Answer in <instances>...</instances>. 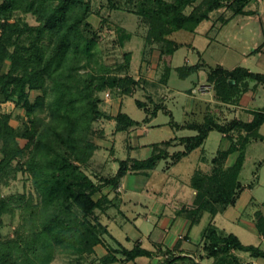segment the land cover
I'll return each instance as SVG.
<instances>
[{
  "label": "trees",
  "instance_id": "16d2710c",
  "mask_svg": "<svg viewBox=\"0 0 264 264\" xmlns=\"http://www.w3.org/2000/svg\"><path fill=\"white\" fill-rule=\"evenodd\" d=\"M253 1L204 0L203 8H192L185 15L184 11L197 0H155V7L150 9L151 15L144 12V6L141 12L148 20L160 23L165 31L161 33L164 34L163 40L171 45L168 50H172L177 45L166 39L169 34L178 30L193 33L202 21L208 20L210 13L223 8L229 10L232 16L247 15L249 13L245 9ZM16 13L34 16L38 25L30 26L20 19H14ZM90 14L89 0H0V103L13 102L26 117L23 126L12 127L11 114H0V181L11 174L15 176L25 168L43 209L40 213L36 211L37 207L29 210L32 218L36 215L41 218L37 224L40 232L34 235V241L24 247H21V241L13 247L2 249L0 264H49L52 258L51 243L62 245L65 239L74 246L76 243L78 249L86 247L87 251L92 252V248L101 240L81 219L78 211L94 214L101 207L100 200H94V196L102 186L117 185L127 173L152 170L166 156L164 150H158L144 161H120L115 176L111 180H104L102 186L85 174L83 168L96 150L91 142L95 122L114 119L118 132L138 125L125 114L110 117L99 110L100 100L96 99V94L111 88L113 84L106 75L78 76L80 70L91 65L95 56L96 42L87 36L91 28L87 22ZM227 21L222 19V24ZM199 68V65L184 67L179 73L186 76ZM208 80L215 82V96L229 102L240 91V82L251 80L264 84V75L248 73L243 69L226 71L216 68L209 73ZM114 85L122 86L125 94H129L135 82L124 77ZM31 92L41 94L31 100ZM137 106L143 107L139 102ZM42 112H46L44 118L40 117ZM155 112L152 111L150 115L153 116ZM263 122L264 112L254 113L250 123L234 120L221 125L207 118L202 124L191 125L190 128L197 135L185 139L183 155L200 147L212 131L229 134L238 128L247 132L252 140H263L257 133ZM20 140L25 141L23 146ZM169 144L163 143L164 146ZM233 149L231 147L221 155L225 156ZM23 156L26 160L22 166L15 167L14 162L19 164ZM243 160L244 156L240 153L234 165L227 170H213L210 178L201 173L193 177L198 210L206 208L215 214V206L224 208L234 203V191L240 187L237 177ZM205 194H209V197H205ZM18 198L20 201L15 203L25 201L23 196ZM13 209L8 199H0V216ZM95 227L100 234L107 232L98 221H95ZM67 234H70L68 238ZM206 236L211 242L207 247L208 254L219 256L215 264H237V257L231 255L230 250L248 252L252 257L264 259V252L253 246H243L233 235L218 237L214 229L208 227ZM114 253L122 255L125 260L148 255L139 247L130 251L119 247L100 262L108 264L115 261Z\"/></svg>",
  "mask_w": 264,
  "mask_h": 264
},
{
  "label": "crops",
  "instance_id": "0c3cea01",
  "mask_svg": "<svg viewBox=\"0 0 264 264\" xmlns=\"http://www.w3.org/2000/svg\"><path fill=\"white\" fill-rule=\"evenodd\" d=\"M245 11L249 14L238 16L230 14L224 18L228 19L225 24L220 22L223 28L236 17H243L247 27H250L248 30L255 41L250 48L251 54L242 53L241 63L229 69L224 68L221 62L215 67L208 68L201 59L200 51L189 45L188 51L196 53L198 57L195 64L189 65L187 56L181 58L178 54L183 44L169 40V34L166 39L177 47L172 50L149 49L152 53L149 61L151 64H148L147 69L143 68L139 71L137 77L130 76L135 85L130 87L129 94H125V88L122 86L115 87L117 92L113 94H110L112 87L103 91H108L110 97L105 99L107 104L99 109L102 113L110 117L122 113L133 120L123 111L122 99L138 96L139 100L135 98L134 102L136 107L143 111L144 116L139 121L133 120L138 123L137 126L120 132L116 131L117 123L114 119L97 121L95 126L100 127H94L91 135V142L96 146V150L83 168L85 174L94 183L103 185L104 180H111L118 170L120 161L127 159L144 161L155 151L166 152V156L154 169L147 172L127 173L117 185L106 184L101 187V193L98 192L95 200H100L101 207L96 210L98 211L97 221L107 232L101 237L98 235L101 243L94 247V251L98 246L101 248V244L105 245L106 240L111 246H106L104 254L99 256L101 259L112 254V251L118 250L119 247L128 251L139 247L148 252V255L137 256L133 260H125L122 255L114 253L116 260L108 264H215L219 256H210L207 251V247L211 244L206 236L208 227L213 228L218 237L233 235L243 246H253L264 252L262 247L264 200L259 201L253 196L254 189L262 183L264 155L260 157L258 153L264 152V147L259 145V142L264 144V122L257 130L263 140H252L248 138V133L245 131L240 132L242 139H239V135L234 134V131L229 134L212 131L200 147L183 155L185 139L197 135V132L190 128L191 125L202 124L207 118H212L221 125L234 120L250 123L254 113L264 112V84L243 80L239 84L240 91L236 96L229 102H223L215 96V82L208 80L209 73L216 68L226 71L243 69L248 73L264 75V0H254ZM212 13L209 14L208 20ZM212 27H215V24ZM208 35L209 33L205 36L208 37ZM195 65L200 66L197 72L186 76L180 75V69ZM131 69L133 70V66ZM194 74L202 80L198 87V84L193 83L192 87L186 89L182 86L183 82L180 84L174 81V76L183 81ZM144 80L147 84L143 83ZM202 86H206L207 94L211 95L209 99L197 92ZM115 93H119L120 97L117 98ZM138 102L141 103L142 108L137 106ZM219 108L222 112L224 111L223 116L221 112H218ZM175 110L183 114V118L181 117L179 121L175 119ZM152 111H156L153 116L150 115ZM161 113L168 119L157 124L156 121ZM145 119L147 120L144 121ZM155 127L168 129L171 136L158 142L143 145L137 143V139L147 135L151 128ZM214 133L220 136L219 144H216L215 140V146L207 156L206 145ZM117 135L122 136L121 140L127 143L128 154L124 159H118L114 154ZM230 137H234V143L230 141ZM132 138L136 140L134 147L130 145ZM165 142L170 144L164 146ZM231 147L234 148L232 152L225 156L221 155ZM139 151L142 152V156H137L138 158L132 156L134 152ZM195 152L198 154L192 157ZM240 153L243 154L244 160L237 177L240 187L234 191L236 192L234 203L224 208L215 206L217 208L215 214L206 208L198 210L195 201L197 190L192 185L193 177L201 173L210 178L213 170H227L234 165ZM187 161L194 163L191 165L193 168H190V172L183 174L181 171L174 170ZM250 164L254 165L250 174L253 180L247 183L242 182L241 175L245 167L249 168ZM245 212L247 213L244 219ZM102 219L106 223L115 225L120 238L112 233L108 224L101 223ZM248 229L256 232L259 239L258 245L243 242ZM229 253L237 257V264H264L263 258L252 257L248 252L230 250ZM100 264L103 263L100 262Z\"/></svg>",
  "mask_w": 264,
  "mask_h": 264
},
{
  "label": "rangeland",
  "instance_id": "374dc122",
  "mask_svg": "<svg viewBox=\"0 0 264 264\" xmlns=\"http://www.w3.org/2000/svg\"><path fill=\"white\" fill-rule=\"evenodd\" d=\"M89 1L91 14L87 22L91 28L90 31H88L87 36L94 39L96 42L95 56L91 62V65L85 70H80L78 76L86 78L87 75L95 76L100 73L106 75L107 79L113 81L112 89L110 91V94H113V92H117L115 87H121L120 85H114L118 80L124 79V77L132 79L130 76L137 77L139 71H141L143 68H148V64H151L149 61L152 54L149 49H169L171 48V45L167 44V42H165L166 40H163L164 34L161 33L165 31L163 28H161L160 23L152 22L142 15V6L146 8L144 12H147V14L149 13V15H151L150 9H153L151 8L153 6L155 7V0ZM165 1L171 2L172 0ZM203 2L204 0H197L195 4L184 11V14L188 15V13L192 11V8L195 7L203 8ZM230 14L231 12L229 10L224 8L220 9L210 15V20L202 22L195 33L178 30L170 34L168 39L176 43L183 44L178 54L181 58L187 56L189 65L195 64L198 61L196 53H191L190 50L188 51L187 46L190 45L194 46L200 51L202 57L201 59L203 62H205V64H207L208 68L215 67L220 62L224 68H232L233 66L242 62V53L251 54L250 48L253 46L255 39L248 30L250 27H247L246 20L243 17H236L228 25L222 28L220 22L222 23V19L228 17ZM14 19H20L30 26L38 25L35 17L30 14L24 15L21 13H16L14 15ZM214 24L215 27H212ZM207 33H209L208 37L205 36ZM131 61L132 64H130ZM144 63H146L145 66ZM131 66H133V70L131 69ZM174 81H178L180 84L183 82L182 86L186 89L192 87L193 83L198 84L197 87L202 83L201 78L198 77L197 74H194L183 81L178 80V78L174 76ZM143 83L147 84L145 80ZM206 90V86H202L199 87L197 92L202 93L209 99L211 95L207 94ZM107 92L108 91H102L96 94V99L100 100L99 109H102L103 106L107 104L106 100L110 97H105ZM40 94V92H32L30 93V99L33 100ZM115 96L117 98L120 97L119 93H115ZM135 98L139 100L138 96H135ZM135 98L123 97V111L126 112L133 120L139 121L143 118L144 113L142 110L136 107L134 102ZM218 112H221L223 116L224 111L222 112L221 108L218 109ZM8 113H10L12 116L10 122L12 127H19L25 124L26 117L19 107H15L14 103L11 101L0 103V114L2 115ZM45 115L46 112L40 113V117L42 118H44ZM174 115L175 119L178 121L183 118V114L178 110L174 111ZM167 119L168 118L161 113L158 116L156 123L158 124L165 122ZM230 122L231 121H229V123ZM96 123L97 122L92 125V131H94V127H100L95 126ZM240 132L242 131L238 128L234 130V134L239 135L238 138L242 139ZM218 135L219 134L214 133L207 143V156L210 155L211 149L213 146H215V140L216 144H219L220 136ZM170 136L171 133L168 129L155 127L151 128L147 135L137 139V143L139 142V144L143 145L151 142H158L161 140H166ZM115 138L116 148L114 150V154L118 159H124L128 154V150L126 149L127 143L121 140L123 138L120 135H117ZM233 139L234 137H230V141L232 143H234ZM19 143L23 146L25 141L20 140ZM135 144L136 140L132 138L130 140V145L134 147ZM259 145L264 147V144L261 142H259ZM197 154L198 153L195 152L192 157H195L194 155ZM262 155H264V152L258 153V156L261 157ZM132 156L138 158L137 156H142V152H134V155ZM25 160L26 157L23 156L19 164H17L16 161L14 162V166H22V163ZM193 164V162L187 161L185 164H181L177 169L174 170L181 171L183 174H185L190 172V170L193 168L191 165ZM253 169L254 165L252 164H250L249 168L245 167L241 175L242 182L247 183L253 180L250 176ZM221 170L225 171V169ZM261 175L262 183L253 191V196H255V198L259 201L264 200V169L261 171ZM19 196H23L25 200L22 204L19 202L15 203V201H20L18 198ZM97 196L98 193L94 196V200ZM206 196L209 197V194H205V197ZM0 199H8L14 208L9 212L1 214L0 216V251H2V249H7L8 246L13 247L16 243H21V241H23L21 247L32 243L34 241V235L40 232V226H37V224H39V219L41 218L37 215L32 218L33 214L29 212V210H34V207H37L36 211L40 213L43 211V209L40 208L39 197L34 190L31 177L25 168L19 170L15 176L11 174L10 177L4 178L0 181ZM19 205H22V207L19 208ZM78 213L81 219L90 225L95 233L101 237L102 234H100L99 230L95 227V221H97L98 218V211H95L92 215L84 214L80 211H78ZM246 213L247 212H245V215L243 216L244 219ZM101 223L104 225L108 224L112 233L120 238V235L115 230L116 227L113 223H106L104 219L101 220ZM69 235L70 234H67L66 238H68ZM243 240V242L247 244H259V239L256 232L251 229H248V232L246 233V236L243 237ZM107 245L109 247L111 246V244H108V242L105 240V245L101 244V248L98 246L95 251L93 247L92 252H89L87 251L86 247H81L78 249L76 243L74 246V244L70 243V241H67L66 239L62 245H55L51 243L52 258L49 261V264H100L101 257L99 256L104 254ZM124 245L129 247V245ZM262 247L264 249V242ZM38 263L39 262L36 264Z\"/></svg>",
  "mask_w": 264,
  "mask_h": 264
},
{
  "label": "built area",
  "instance_id": "2783aa9c",
  "mask_svg": "<svg viewBox=\"0 0 264 264\" xmlns=\"http://www.w3.org/2000/svg\"><path fill=\"white\" fill-rule=\"evenodd\" d=\"M108 96H109V93L107 92L105 97H108Z\"/></svg>",
  "mask_w": 264,
  "mask_h": 264
}]
</instances>
